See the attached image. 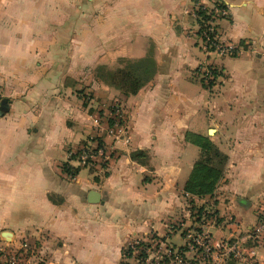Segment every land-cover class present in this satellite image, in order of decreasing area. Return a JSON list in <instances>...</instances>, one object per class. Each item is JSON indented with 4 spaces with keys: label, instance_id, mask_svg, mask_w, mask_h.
<instances>
[{
    "label": "crops",
    "instance_id": "crops-1",
    "mask_svg": "<svg viewBox=\"0 0 264 264\" xmlns=\"http://www.w3.org/2000/svg\"><path fill=\"white\" fill-rule=\"evenodd\" d=\"M213 1L228 9L219 31L238 52L210 55L219 76L206 88L192 77L205 56L190 12ZM147 60L154 73L134 94L97 77ZM81 83L93 90L85 106ZM2 100L0 241L40 242L39 264H119L133 238L181 247L169 227L195 223L193 207L215 214V240L241 237L264 209V0H0ZM113 103L128 144L107 166L66 175L68 151L104 134L96 115ZM189 135L227 158L204 196L184 191L200 155ZM136 151L144 164L130 158ZM263 244L252 262L227 264H264Z\"/></svg>",
    "mask_w": 264,
    "mask_h": 264
},
{
    "label": "built area",
    "instance_id": "built-area-1",
    "mask_svg": "<svg viewBox=\"0 0 264 264\" xmlns=\"http://www.w3.org/2000/svg\"><path fill=\"white\" fill-rule=\"evenodd\" d=\"M201 8L206 10L209 19L205 20L198 14ZM190 13L195 24V30L190 32V36L200 40V48L205 56V59L198 63L193 77L205 85L214 86L219 72L210 63V55L223 57L236 55L238 52V46L224 41L219 31L220 21L228 19L229 12L223 3L213 1L211 8L193 3ZM90 101L91 99H87L86 103ZM109 119L112 120L111 125L108 124ZM96 122L98 125L105 123L104 134L85 141L83 145L67 153V162L75 163L74 168H101L112 159L116 144L129 142L128 124L121 104L113 103L109 106L107 114L96 115ZM198 216L200 220H197ZM209 220H215L213 213L208 218L197 213L195 223L191 224V227H182L180 223L170 225V233L179 230L184 241L181 247L157 236L133 238L123 248L122 258L126 262L135 258L136 264H186L185 258L190 260V263L197 264L247 263L255 259L257 246L264 242V209L257 224L241 237L215 240L207 228Z\"/></svg>",
    "mask_w": 264,
    "mask_h": 264
},
{
    "label": "trees",
    "instance_id": "trees-1",
    "mask_svg": "<svg viewBox=\"0 0 264 264\" xmlns=\"http://www.w3.org/2000/svg\"><path fill=\"white\" fill-rule=\"evenodd\" d=\"M198 14L205 20L209 19V15L203 8L198 11ZM126 62L128 63H126L127 67L122 68L124 70L119 69L116 72H109L107 74V79L103 80L107 81L111 86L116 87L122 94L130 95L136 93L143 84L151 79L154 73V63L152 60ZM98 73H100L99 70ZM97 77L98 79H102L100 78L101 74ZM210 86L211 85H206L205 87L209 88ZM80 98L83 100V105L85 106L87 103L84 94L81 95ZM111 123L112 120L109 119L108 124L111 125ZM189 139L200 148V155L193 165L192 172L186 181L184 191L197 196H204L212 193L216 182L222 177L223 167L227 158L208 138L189 135ZM130 158L144 164L146 155H144L142 151H136L130 154ZM105 166L103 165V167ZM79 169L80 168H72L67 165V163L62 165L63 172L70 176H75Z\"/></svg>",
    "mask_w": 264,
    "mask_h": 264
},
{
    "label": "rangeland",
    "instance_id": "rangeland-1",
    "mask_svg": "<svg viewBox=\"0 0 264 264\" xmlns=\"http://www.w3.org/2000/svg\"><path fill=\"white\" fill-rule=\"evenodd\" d=\"M126 61H120V64L122 65V68H126ZM128 64V63H127ZM121 68V69H122ZM124 70V69H122ZM100 73H98V75L101 77L102 79L106 80L107 79V74L110 72L107 69H101L99 68ZM116 72V71H115ZM193 73H192V77H193ZM195 80H199L196 77H193ZM82 86H84V83L80 84V91L83 95V93L85 96V100L91 99L94 100L93 97V90H85L84 88H82ZM68 163V162H67ZM192 213L193 216L197 215V213H199L200 215L204 216L205 218H208L209 216H211V213H213L211 210L209 209H205L204 207L201 208H196L193 207L192 208ZM209 212V213H207ZM196 213V214H194ZM215 220H216V216L213 213ZM197 220H200V217L198 216ZM189 227V226H188ZM191 227V226H190ZM38 244H34V242H31L29 239L28 240H20V239H15V240H11V241H0V264H39V258L42 257V253H38L37 249L35 247H41L39 245L40 242H37ZM264 245V244H263ZM263 253V250L261 249L259 254L257 255V259L259 258V255ZM121 262L119 264H136L135 262V258L131 259L129 262L126 260H124L123 258H121ZM185 260L187 261L186 264H197L196 262L190 263V260H188L187 258H185ZM41 263V262H40ZM43 264V263H41ZM141 264V263H139ZM146 264V263H145Z\"/></svg>",
    "mask_w": 264,
    "mask_h": 264
},
{
    "label": "water",
    "instance_id": "water-1",
    "mask_svg": "<svg viewBox=\"0 0 264 264\" xmlns=\"http://www.w3.org/2000/svg\"><path fill=\"white\" fill-rule=\"evenodd\" d=\"M4 103H5L4 100H2V101L0 102V109H2V110H3L2 106H3ZM87 199H88V201L91 202V203H92V202H96V200H97V193L94 192V191H90V192L88 193ZM7 235H9V234H7ZM3 236H6V234H3ZM5 239L8 240V238H6V237H5Z\"/></svg>",
    "mask_w": 264,
    "mask_h": 264
}]
</instances>
